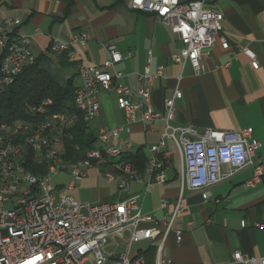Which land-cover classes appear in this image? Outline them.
<instances>
[{
  "label": "crops",
  "instance_id": "0c3cea01",
  "mask_svg": "<svg viewBox=\"0 0 264 264\" xmlns=\"http://www.w3.org/2000/svg\"><path fill=\"white\" fill-rule=\"evenodd\" d=\"M204 6L222 14L220 34L227 39L230 49H222L216 41L209 54L203 56L204 69L197 74L190 64L171 61L181 43L170 26L154 13L131 9L127 0H0L2 17L19 20L9 30L8 37L29 36L31 51L41 58V65L57 81L71 79L73 86L79 87V66H101L107 58L104 43L112 42L123 56L114 70L122 73V81L130 88L133 101L138 99L141 85L138 76L144 67L148 65L151 73L162 67L163 74L155 77L150 86L153 110L164 114V98L179 89L181 97L175 102L172 125L193 127L197 132L250 127L252 136L261 144L256 154L263 155L264 0H205ZM78 33H86L88 39L84 46H73L72 51L77 53L73 58L66 54L41 55L53 39L65 40ZM243 48L255 53L257 69L251 67L242 52L231 54ZM164 125V120L158 118L152 122H135L129 132L125 129L120 132L115 142L122 147L127 141L131 143L122 158L138 154L134 159L139 166L138 178L130 181L126 190L118 187L123 174L108 164L87 169L86 175L75 182L71 195L79 202L90 203L116 202L136 195L141 212L151 214L161 229L180 198L178 213L161 252L168 261L165 264H238L231 259L235 250L262 256L264 176L254 187L245 186L252 170L246 166L231 178L213 185L209 197L203 199L201 191L191 190L182 177L180 148L166 140L161 150L165 181L154 183L146 165L149 148L159 142ZM127 126L125 112L117 106L116 93L101 92L99 113L88 123V128L96 133L99 129ZM107 172L113 173V180L106 179ZM161 201L165 202L164 206ZM152 225V221L138 223L141 228ZM129 234L126 229L121 238L110 236L103 251L113 256L125 251ZM157 243L150 239L133 242L128 252L141 254L147 264H154Z\"/></svg>",
  "mask_w": 264,
  "mask_h": 264
},
{
  "label": "built area",
  "instance_id": "2783aa9c",
  "mask_svg": "<svg viewBox=\"0 0 264 264\" xmlns=\"http://www.w3.org/2000/svg\"><path fill=\"white\" fill-rule=\"evenodd\" d=\"M131 9L154 13L159 16L172 32L177 35L181 47L171 56V61L184 65L190 64L195 73L204 69L203 56L209 54L216 41L224 50H229L227 39L220 34L223 16L219 12L205 8V0H127ZM19 24L16 18H4L0 8V84L1 80L10 79V70L18 74L37 59L30 49V37L21 35L9 38L11 28ZM88 35L78 33L65 40L53 39L42 56L49 54L73 58L77 53L73 46H84ZM107 58L101 66L80 65L78 75L81 81L73 92V105L84 116L91 112L92 120L99 113V95L113 90L116 93L117 106L125 112L127 127L99 129L96 132L97 151L92 153V160L80 159L72 163L61 160L63 147L50 149L44 146V140H34V133L49 131L52 125H58L62 114L46 111V97L29 107L33 116L30 121L16 120L11 123L0 122V264H147L141 254H130V243L141 240H157L156 260L154 264H165L161 252L167 235L171 231L173 219L178 213L180 198L159 228L158 222L151 214H143L138 205V196H128L116 202H79L72 195L74 184L86 175L87 169L111 165L116 169H133L131 162L110 163V155L123 153L131 147L127 141L122 147L115 142L120 132L135 122H152L158 118L164 120V131L158 143L149 148L146 171L156 184L165 181L162 149L166 140L172 141L180 148L182 177L191 190L201 191L203 199L210 195L209 189L220 181L231 178L246 166L252 168L245 186L254 187L264 176V154L257 156L261 146L252 136L250 127L236 131L204 129L197 132L193 127L174 126L175 102L181 97L179 89L164 98V114L153 110L150 100L152 80L163 74L162 67L150 72L145 66L138 76L140 87L138 99H131L130 88L122 81V73L114 66L123 59L112 42H105ZM72 51V52H71ZM242 52L250 61L253 69L258 68L256 55L249 48L231 51L233 56ZM111 69L113 72H111ZM74 116L70 119V126ZM14 124H21V129L33 130V137L16 147H7L8 137L15 133ZM59 134L53 139L62 138ZM100 144H107L109 154L100 153ZM48 151L46 160H38V153ZM41 165L48 162L43 173L36 172V179L17 181V172L26 171V162ZM36 166V167H37ZM35 167V166H34ZM65 169L71 181L64 187L53 185L51 176ZM113 180L114 177H107ZM130 183V182H129ZM129 183L118 182L120 190H126ZM164 206L165 202L161 201ZM142 221H152L150 227H138ZM190 224V223H189ZM244 226V222H241ZM260 227H264L263 224ZM129 229L127 249L113 256L103 251L110 236L123 237ZM179 235V232H176ZM231 259L238 264H264L262 256H250L239 250L231 253Z\"/></svg>",
  "mask_w": 264,
  "mask_h": 264
},
{
  "label": "trees",
  "instance_id": "16d2710c",
  "mask_svg": "<svg viewBox=\"0 0 264 264\" xmlns=\"http://www.w3.org/2000/svg\"><path fill=\"white\" fill-rule=\"evenodd\" d=\"M1 60V56H0ZM11 84L3 82L0 84V122L11 123L16 120L33 119L28 112L30 106L39 103L42 99L49 97L52 104L48 107V112H66L69 116H74V122L70 126H62V147L61 160L64 163L76 162L86 157L87 151L94 147L96 133L88 128V123L73 105V86L71 79L65 82L57 81L41 65V58L37 57L33 65L25 67L19 74H16ZM70 123V122H69ZM68 124V123H67ZM52 134L53 131H48ZM44 155H46L44 153ZM138 154L124 156L123 158L131 162L132 166L138 168L134 160ZM44 160H46L44 158ZM48 162L41 165H33V162H26V168L33 173H43ZM35 166V167H34ZM37 166V167H36Z\"/></svg>",
  "mask_w": 264,
  "mask_h": 264
},
{
  "label": "bare ground",
  "instance_id": "6f19581e",
  "mask_svg": "<svg viewBox=\"0 0 264 264\" xmlns=\"http://www.w3.org/2000/svg\"><path fill=\"white\" fill-rule=\"evenodd\" d=\"M18 74L17 70H10V79L12 80L13 77ZM5 83H9V80H3ZM52 104V102H46V111L48 107ZM52 113V112H51ZM53 114H62L61 120H58V125H52V129L49 131H53L54 133L50 134L48 131H39L34 133V140H44V146H49L50 149H56L53 145L60 144L62 147L61 138L53 139V137L58 136L61 134V128L65 124L70 122L72 119L66 112H53ZM85 122L92 121L91 112H84V116L82 117ZM14 131L15 133L11 134L7 139V147H16L17 143L25 142V138L33 137V130H26L21 129V124H14ZM98 149V141L95 142L94 147L90 149V151H97ZM44 153L46 155H44ZM100 153L101 154H109V147L107 144H100ZM123 153H114L110 155V163L112 164H120L123 161L122 158ZM44 158H48V151H41L38 153V160H44ZM85 160H92V153L87 152ZM124 162H128L124 160ZM132 166V164H131ZM133 169L124 170L123 169H116L123 174V178L119 181L120 183H129L130 181H134L138 178V173L136 169L132 166ZM27 174L29 179H36V173L31 172L26 168V171H19L17 172V181H25L27 179ZM107 177H114L113 173L107 172L105 173Z\"/></svg>",
  "mask_w": 264,
  "mask_h": 264
},
{
  "label": "rangeland",
  "instance_id": "374dc122",
  "mask_svg": "<svg viewBox=\"0 0 264 264\" xmlns=\"http://www.w3.org/2000/svg\"><path fill=\"white\" fill-rule=\"evenodd\" d=\"M53 146L56 149L60 148L59 143ZM51 181L53 185H59L60 188H64L71 181V176L68 171L61 169L57 174L51 176ZM75 189H78V185L75 186ZM86 264L90 263L87 261Z\"/></svg>",
  "mask_w": 264,
  "mask_h": 264
}]
</instances>
